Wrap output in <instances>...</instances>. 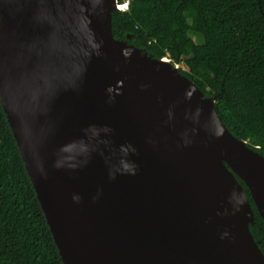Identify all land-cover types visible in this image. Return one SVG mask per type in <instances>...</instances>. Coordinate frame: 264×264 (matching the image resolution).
I'll return each mask as SVG.
<instances>
[{
	"label": "water",
	"instance_id": "95a60500",
	"mask_svg": "<svg viewBox=\"0 0 264 264\" xmlns=\"http://www.w3.org/2000/svg\"><path fill=\"white\" fill-rule=\"evenodd\" d=\"M124 6L0 0V100L63 263L264 264V155L115 37Z\"/></svg>",
	"mask_w": 264,
	"mask_h": 264
},
{
	"label": "trees",
	"instance_id": "16d2710c",
	"mask_svg": "<svg viewBox=\"0 0 264 264\" xmlns=\"http://www.w3.org/2000/svg\"><path fill=\"white\" fill-rule=\"evenodd\" d=\"M120 40L181 69L207 97L226 127L264 155V0H118ZM255 238L264 252V221ZM0 264H64L37 199L0 100Z\"/></svg>",
	"mask_w": 264,
	"mask_h": 264
},
{
	"label": "rangeland",
	"instance_id": "374dc122",
	"mask_svg": "<svg viewBox=\"0 0 264 264\" xmlns=\"http://www.w3.org/2000/svg\"><path fill=\"white\" fill-rule=\"evenodd\" d=\"M177 67L188 73H191L195 70V66L189 61H185L182 64L178 65Z\"/></svg>",
	"mask_w": 264,
	"mask_h": 264
},
{
	"label": "bare ground",
	"instance_id": "6f19581e",
	"mask_svg": "<svg viewBox=\"0 0 264 264\" xmlns=\"http://www.w3.org/2000/svg\"><path fill=\"white\" fill-rule=\"evenodd\" d=\"M123 9H126V6H124ZM163 64L168 65V61H164Z\"/></svg>",
	"mask_w": 264,
	"mask_h": 264
}]
</instances>
